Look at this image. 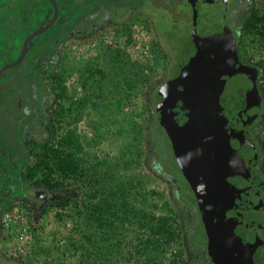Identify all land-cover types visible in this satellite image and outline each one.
I'll return each mask as SVG.
<instances>
[{"label":"rangeland","instance_id":"rangeland-1","mask_svg":"<svg viewBox=\"0 0 264 264\" xmlns=\"http://www.w3.org/2000/svg\"><path fill=\"white\" fill-rule=\"evenodd\" d=\"M116 1L114 10L128 13L126 17L97 25L83 38H66L54 58L41 60L38 69L46 90L35 75L31 54L0 75V94L7 95L8 102L18 101L21 111L36 109L43 94V128L48 123L50 129L42 139L61 141L77 166L64 179V187L55 191L56 200L36 208L16 198L10 209L1 212L0 253L22 264H166L174 255L188 254L186 249L182 252L178 229L172 230L192 214L182 201L173 198L177 187L169 182L164 161L148 142V93L156 95L170 55L183 63L196 48L217 52L223 46L219 32L209 28L204 33L205 23L196 19H205V12L202 8L191 10L188 0H183L184 4ZM134 3H141L149 16L129 10ZM0 4L3 15L7 5ZM10 5L15 13L12 22L0 18V67L17 58L26 35L51 13L43 0H12ZM214 6H210L211 15ZM240 7L243 22L249 10L264 18V0H244ZM207 16L217 24L214 16ZM239 34L244 41L241 53L264 69V23L254 33L243 26ZM260 85L264 91V77ZM31 116L23 112L13 119L7 114L0 116L2 126L12 128L0 129V151L5 153H0V169L7 177L25 160L21 136L26 140L27 130L17 131L13 124L28 126ZM252 133L264 143V122L256 124ZM33 152L39 153L40 148ZM151 160L160 165L153 166ZM259 168L264 174V158ZM64 196V206L57 205ZM94 202L101 204L104 222L96 234L100 239L96 245V237L88 238L94 232L89 211ZM43 208L39 214L38 209ZM152 216L167 218L168 237L152 229ZM197 233L199 242H205L201 227ZM96 246H102L100 260L91 262L89 256Z\"/></svg>","mask_w":264,"mask_h":264},{"label":"water","instance_id":"water-1","mask_svg":"<svg viewBox=\"0 0 264 264\" xmlns=\"http://www.w3.org/2000/svg\"><path fill=\"white\" fill-rule=\"evenodd\" d=\"M47 1L52 16L26 35L19 55L0 67V75L19 65L32 39L57 21L58 3ZM218 66L198 62L184 73L186 91L176 98L167 133L201 207L212 263L264 264V185L250 162L257 154L245 128L255 116L257 94L255 88L247 92L245 101L250 103L230 124L229 94L237 87ZM1 199L0 191V216Z\"/></svg>","mask_w":264,"mask_h":264},{"label":"trees","instance_id":"trees-1","mask_svg":"<svg viewBox=\"0 0 264 264\" xmlns=\"http://www.w3.org/2000/svg\"><path fill=\"white\" fill-rule=\"evenodd\" d=\"M11 1L12 0H0V2H2V7L3 4L7 5V9L4 8L5 13L3 15L1 12L3 11V8L0 9V18H2L3 20L8 19L9 22H12L15 17V13H13V10L10 9ZM43 1H45L47 6L51 9L49 17L44 21L46 22L52 16L53 6L49 1ZM56 1L58 3L60 11V15L57 21L52 27L32 39L29 44V50L26 54V56L28 54H31L32 56L31 64L34 68L35 75L41 82L42 87H44V85L42 84L43 78L41 76V72L38 69L39 63L41 62V60L54 58L57 48L66 38L72 36L75 38H83L84 36H86V34H88V32L97 25V21L99 19L98 16L101 15V12H109V14L113 13L116 18H124L128 14H118L117 11H115L116 9L114 10L115 5L118 3V1L116 0ZM172 1H174L173 3H185H182L183 0ZM140 4L141 3H134L129 7V10L134 8L140 10L141 12L147 13V11L144 10V7H140ZM170 8L171 7H169L168 9ZM147 14L149 16V13ZM243 23L248 33H254L256 30H258L259 24L263 25L264 18L259 16L256 12L249 10L247 16H245ZM44 90H46L45 87ZM1 91L2 89L0 86V93ZM148 94V100L150 101L148 109L150 119V137L148 139V142L152 146V150L155 151L157 157H160V160L164 161L163 168L165 169V171L169 172V182L174 186H180V188L182 189L183 184H186L185 178L182 176L178 165L173 160V156H171L172 154L170 153L167 146L165 135L161 130V124L159 123V117H157V109L155 107V96H153L154 94L151 95L150 92ZM43 102L44 96L43 94H41L40 101H37V108H34L30 113L26 114L27 116L32 114L28 122L30 123L28 126L27 123L26 125L22 124L20 127H17L15 124H13L14 129H16L17 131L22 132L27 130V133L25 132L26 140L24 139V135L21 136L23 140L22 145H24L25 160L23 161V165L19 168L18 171L15 172L14 175H11L10 177L8 176L10 186L6 190V193L4 195H1L3 197V202L1 203V212L10 209L12 201L15 200L18 196L20 197L21 195H23L24 191L31 185L42 186V188L45 190H60L64 187L62 186L64 179L67 178L70 173L75 172L77 169L74 159L70 157L69 153H66L62 149L63 145L61 141H56L49 138H46L45 140L42 139L45 136V133H47L50 129L48 123L43 128L45 122V115L43 113V106L45 105V103ZM18 104L19 103L16 100H10L8 102L7 95L2 96L0 94V116L7 114L9 117H11L10 119L15 118L16 116H20L23 111L19 110L20 108ZM5 127L9 128L10 126H2L0 120V129L2 130ZM9 130H12V128H9ZM31 132H33L34 134H31ZM36 148H40L39 153L33 152V150ZM0 153H3V151L1 150ZM259 154H261L262 158H264V143H260V147L257 149V155ZM151 162L153 166L155 165V167L156 164H158V166L160 165L156 160H151ZM171 179H174L175 181ZM172 194L174 196L173 198L178 202H181V199L183 198V206L190 210L192 216L185 222L176 223L175 227L172 230V232L175 233V231L178 229L177 235L180 236L179 238L182 240L180 242V247L183 246L184 249H182V252L186 249L188 254H186V256H183V253L174 255L168 260L166 264H212L208 262V255L205 252V248H203L205 242L200 243L198 239V228H202L200 217L199 215L197 216L194 214V212H192V208L187 207L190 198L189 193L187 191H184L183 189L180 192H177L175 188ZM24 201L28 202L29 200ZM65 201L66 196L61 197L58 199L57 205L64 206ZM44 208L38 209V213L40 214L44 212ZM89 211L91 213V216L93 217L90 223H92L91 226L94 228V232L93 234L89 233L88 238L96 237V234L99 235V231L104 228V222L102 221L103 213L101 204H99V202H94L90 205ZM151 220H155V222L151 224L153 230H158L159 232L164 233L167 237L170 235L167 232L168 223L166 217L152 216ZM99 240L100 239L97 236L93 243H95L96 245L99 243ZM101 247L102 246L95 247L93 254L89 256V260L91 262H97L100 260ZM195 254L199 256L198 259L192 258ZM0 264H22V262L19 259L7 257L0 253Z\"/></svg>","mask_w":264,"mask_h":264},{"label":"flooded vegetation","instance_id":"flooded-vegetation-1","mask_svg":"<svg viewBox=\"0 0 264 264\" xmlns=\"http://www.w3.org/2000/svg\"><path fill=\"white\" fill-rule=\"evenodd\" d=\"M218 1V2H216ZM244 0H188L190 4L191 10L195 7V10L199 12L200 8L201 12L204 10L205 15L203 16L205 19H196L198 23L201 21L203 24L204 33L206 34L209 31H215L219 37L218 41L223 46L222 50L215 51H203L202 49L196 48L195 53L189 54L186 56V61L183 63H178L177 57L170 55L169 61L165 68V77L157 84L156 87V95H155V107L157 112V117H159V123L161 124V130L163 131L167 146L169 148L170 153L173 156V160L178 165L175 159V155L172 149L171 140L168 137L167 133V125L169 123V114L174 111V105L176 103V98L178 96H182L186 91V86L183 81V75L187 71H191L195 68L198 62L201 63H218V68L223 70L227 75L228 79L233 80V86L237 87L235 90L229 94V100L232 103L230 117L228 114L230 110H227L226 115L229 123H234L239 119V113L242 114L244 112L245 106L249 103H246V94L251 88H255L257 94V105H256V113L255 116L252 117L247 124L246 131L252 142L255 144L256 154L257 149L260 147V142L253 135V127L261 122H264V91L262 85H260V80L264 77V69L259 67L257 64L251 62L247 57H245L240 50L241 45L244 43L242 37L240 36V30L243 28V18L240 20L242 8L240 5ZM202 3V7L199 4ZM215 4L214 15H211L210 6L211 4ZM220 5V6H219ZM204 7V8H203ZM210 12V13H208ZM239 13V14H238ZM214 16L213 19H216L217 24H213L211 18L207 16ZM60 15V14H59ZM239 15V16H238ZM97 25L103 26L105 22H113L116 21V16L109 12L104 13L101 12V15L98 16ZM195 19V17H194ZM193 19V23L195 20ZM237 20H240L241 23L236 24ZM239 21V22H240ZM209 22V23H208ZM215 26L213 28L212 24ZM96 25V26H97ZM205 36V35H204ZM198 47V46H197ZM194 48V47H193ZM169 54V53H168ZM251 101V100H250ZM179 106V104H177ZM25 107V105H24ZM166 108V111H165ZM180 112L181 109L179 110ZM31 111H27L23 108V115L30 113ZM164 116V117H163ZM262 156L261 154L254 156L251 158V164L254 167V171L260 181L264 185V174L262 170L259 168L260 160ZM182 176L185 178L186 184H183L182 189L189 193V203L187 204L189 208H192V212L195 215H199L203 237L205 240V244L203 248H205V252L208 255V262L212 263L211 256L208 248V237L206 235V231L204 228L202 216H201V207L199 206L198 200L195 197L194 191L190 186L187 178L183 174L180 166L178 165ZM174 180V179H173ZM175 181V180H174ZM177 184V183H176ZM10 186L9 178L5 173H2L0 170V191L1 195L6 193V190ZM24 186V184H23ZM177 190L180 192L182 189L180 186H177ZM187 194V193H186ZM1 201L3 202V197L1 196ZM17 198L24 200H29L36 208L43 207L48 202L52 200H56L57 195L54 190H45L42 186L39 185H31L24 191V194ZM182 202L183 198L181 199ZM14 201V200H13ZM12 201V202H13ZM28 201V202H29ZM214 264V263H212Z\"/></svg>","mask_w":264,"mask_h":264},{"label":"built area","instance_id":"built-area-1","mask_svg":"<svg viewBox=\"0 0 264 264\" xmlns=\"http://www.w3.org/2000/svg\"><path fill=\"white\" fill-rule=\"evenodd\" d=\"M3 214V213H2ZM0 219H1V217H0Z\"/></svg>","mask_w":264,"mask_h":264}]
</instances>
